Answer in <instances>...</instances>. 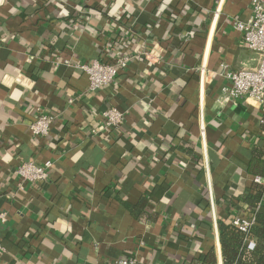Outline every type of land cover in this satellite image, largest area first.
<instances>
[{
	"label": "crops",
	"instance_id": "0c3cea01",
	"mask_svg": "<svg viewBox=\"0 0 264 264\" xmlns=\"http://www.w3.org/2000/svg\"><path fill=\"white\" fill-rule=\"evenodd\" d=\"M250 15V0H0V264H224L219 220L252 217L241 197L264 186L250 168L264 107L221 102V65L256 64L233 25ZM106 42L161 58L91 91L77 63ZM111 106L125 121L103 130ZM42 112L56 119L34 136ZM48 159L47 182L19 186L20 163Z\"/></svg>",
	"mask_w": 264,
	"mask_h": 264
},
{
	"label": "built area",
	"instance_id": "2783aa9c",
	"mask_svg": "<svg viewBox=\"0 0 264 264\" xmlns=\"http://www.w3.org/2000/svg\"><path fill=\"white\" fill-rule=\"evenodd\" d=\"M251 15L248 19H233L234 27L241 33L243 43L256 54L255 65H245L236 71L228 70L227 65H221V75L225 76L228 83L222 87L223 97L221 102L228 103L233 98H244L247 101H253L264 107V0H250ZM220 7L217 8L215 18L219 16ZM101 57L91 62H79L77 67L88 75L89 89L91 91L101 89L113 83L118 74L128 68L130 62L134 59H144L150 63H156L161 58L162 48L156 45L152 49H143L140 52L126 51L111 53L112 44L107 43L102 46ZM110 51V52H109ZM110 54V56H108ZM203 72V70H202ZM103 120L101 129L114 130L122 126L125 121V112L118 107L111 106L102 112ZM56 116L49 113H39L30 123V130L34 136H47L54 124ZM264 123V119L261 120ZM201 134L206 136V124L201 116ZM95 134L97 129H93ZM53 161L48 159L43 163L36 161H24L16 168L17 176L20 179L19 186L23 183H45L50 177V170ZM206 172L210 173L209 167ZM254 181L263 183L261 176H255ZM209 200L214 208V195L212 191V181H208ZM255 217L234 218L233 223L242 231H248L255 223ZM7 214L0 212V221H6ZM5 251V247L0 241V254ZM113 264H138L136 258L132 256L122 257L114 261Z\"/></svg>",
	"mask_w": 264,
	"mask_h": 264
},
{
	"label": "trees",
	"instance_id": "16d2710c",
	"mask_svg": "<svg viewBox=\"0 0 264 264\" xmlns=\"http://www.w3.org/2000/svg\"><path fill=\"white\" fill-rule=\"evenodd\" d=\"M264 151L254 149L251 156V172L255 175L264 176ZM264 186L256 185L254 192L245 194L241 200L249 205L255 223L248 231L240 230L234 223L235 216L229 219L219 220L220 241L224 264H264V213L257 208V203L262 199ZM229 209H234L237 199L231 198ZM246 240L254 241L250 247ZM204 262H215L214 253L201 257ZM204 258V259H203Z\"/></svg>",
	"mask_w": 264,
	"mask_h": 264
}]
</instances>
